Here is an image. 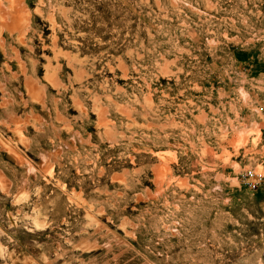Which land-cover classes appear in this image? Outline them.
Listing matches in <instances>:
<instances>
[{
  "label": "rangeland",
  "instance_id": "obj_1",
  "mask_svg": "<svg viewBox=\"0 0 264 264\" xmlns=\"http://www.w3.org/2000/svg\"><path fill=\"white\" fill-rule=\"evenodd\" d=\"M249 166L264 0H0V264H264Z\"/></svg>",
  "mask_w": 264,
  "mask_h": 264
},
{
  "label": "built area",
  "instance_id": "obj_2",
  "mask_svg": "<svg viewBox=\"0 0 264 264\" xmlns=\"http://www.w3.org/2000/svg\"><path fill=\"white\" fill-rule=\"evenodd\" d=\"M239 177L242 183L250 190L264 189V170L254 166L246 167Z\"/></svg>",
  "mask_w": 264,
  "mask_h": 264
},
{
  "label": "bare ground",
  "instance_id": "obj_3",
  "mask_svg": "<svg viewBox=\"0 0 264 264\" xmlns=\"http://www.w3.org/2000/svg\"><path fill=\"white\" fill-rule=\"evenodd\" d=\"M19 27V26H18Z\"/></svg>",
  "mask_w": 264,
  "mask_h": 264
}]
</instances>
